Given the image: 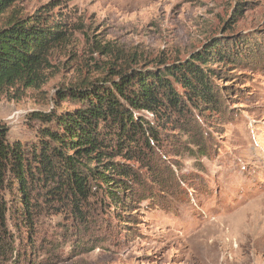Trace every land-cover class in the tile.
Here are the masks:
<instances>
[{"label": "rangeland", "instance_id": "rangeland-1", "mask_svg": "<svg viewBox=\"0 0 264 264\" xmlns=\"http://www.w3.org/2000/svg\"><path fill=\"white\" fill-rule=\"evenodd\" d=\"M54 1L53 12L67 19V38L50 51L44 83L16 84L0 96V124L10 140H36L43 124L32 112L74 108L59 95L75 84L182 60L209 46L231 62L210 65L216 105L195 108L188 101L169 126H158V143L133 161L140 182L132 199L124 196L127 209L117 208L121 218L99 196L79 212L68 206L53 213L40 202L29 228L7 219L13 238L0 242V264H264V252H253L246 240L258 233L264 244V0H18L14 6L27 14ZM209 228L226 244L222 251L215 245L219 261L204 242L212 239Z\"/></svg>", "mask_w": 264, "mask_h": 264}, {"label": "trees", "instance_id": "trees-1", "mask_svg": "<svg viewBox=\"0 0 264 264\" xmlns=\"http://www.w3.org/2000/svg\"><path fill=\"white\" fill-rule=\"evenodd\" d=\"M17 1L0 0V96L16 84L44 83L49 53L66 40L69 28L62 12H53L59 1L27 14L16 11ZM229 59L209 46L182 60L75 84L59 95L60 101L77 103L74 108L30 114L43 124L34 141L10 140L0 124V242L13 238L7 219L29 228L40 202L57 209L53 213L68 206L79 212L83 202L99 196L121 218L117 208L127 209L124 196L132 199L133 185L140 182L133 161L158 143V126H169L188 101L195 108L216 105L210 81L216 69L210 65Z\"/></svg>", "mask_w": 264, "mask_h": 264}, {"label": "bare ground", "instance_id": "bare-ground-1", "mask_svg": "<svg viewBox=\"0 0 264 264\" xmlns=\"http://www.w3.org/2000/svg\"><path fill=\"white\" fill-rule=\"evenodd\" d=\"M215 230H213V228H209L206 232L209 233V237H212V239L210 241H204L205 242V245L208 244L209 246H213L212 247V256H214V261H219L217 259V257H220V252L217 251V247L215 246L216 244L219 245V248H220V251H222V246H226V244L223 242L221 243V241H218L219 238L221 237V234L220 235H212L214 233ZM207 233L206 235H202V236H207ZM208 238V237H207ZM262 238H260L259 234L258 233H254V235L251 236V238L249 239H246V240H250V247H248L249 249L252 248L253 252L257 251L258 249L260 250V255L262 254V252H264V244H262V240H260ZM230 242V241H229ZM227 243V242H226ZM201 244V243H200ZM202 245V244H201ZM205 248V247H204ZM236 249H239L240 246L236 244ZM247 248V249H248ZM229 249V248H228ZM231 249V248H230ZM250 252V251H249ZM208 253V252H207ZM210 254V253H209ZM235 254V253H234ZM203 255V254H202ZM236 255V254H235ZM204 256V255H203ZM202 256V257H203ZM206 257V256H205ZM237 257V256H236ZM222 258L224 257H221V261L223 260ZM203 259V258H202ZM212 259V258H211ZM232 259V258H231ZM240 259V258H239ZM208 260V259H207ZM203 261V260H202ZM227 264H243L241 261H236V259L232 260L231 263H227Z\"/></svg>", "mask_w": 264, "mask_h": 264}]
</instances>
